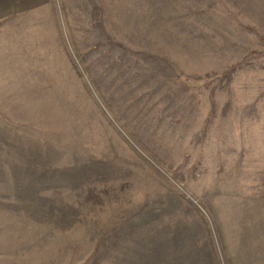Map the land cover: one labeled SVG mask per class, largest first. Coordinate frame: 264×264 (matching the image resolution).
<instances>
[{
	"label": "rangeland",
	"instance_id": "rangeland-1",
	"mask_svg": "<svg viewBox=\"0 0 264 264\" xmlns=\"http://www.w3.org/2000/svg\"><path fill=\"white\" fill-rule=\"evenodd\" d=\"M0 264H264V0H0Z\"/></svg>",
	"mask_w": 264,
	"mask_h": 264
}]
</instances>
